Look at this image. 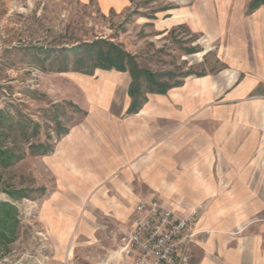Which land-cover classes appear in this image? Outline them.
I'll return each instance as SVG.
<instances>
[{
	"label": "rangeland",
	"instance_id": "1",
	"mask_svg": "<svg viewBox=\"0 0 264 264\" xmlns=\"http://www.w3.org/2000/svg\"><path fill=\"white\" fill-rule=\"evenodd\" d=\"M252 1L0 0V144L1 151L11 156L0 159V204L9 205L0 206V220L5 223L0 226V264H133L119 252L113 221L88 202L82 205L81 213L87 217L80 224L73 215L77 211L57 199L61 192L57 170L62 162H54V168L46 157L68 129L86 117L77 105L79 101L91 104L84 86L96 88L91 78L112 72L75 71L77 57L69 49L85 42L103 39L120 46L140 68L172 86L165 94H156L149 92L146 83L144 104L154 94L175 92L185 100L194 92L205 94L197 103L213 104L215 120L206 114L199 118L200 153L217 154L219 150L211 145L208 150L205 137L211 127L218 131L219 122L225 120L239 127L242 122L255 125V133L246 137L264 155V81L243 73L237 48L245 28L254 27L252 18L258 11L250 9ZM66 65L70 70L63 72ZM123 74L131 85L130 74ZM211 90L213 95H208ZM239 127L228 130L237 142L235 151ZM188 143L186 133L183 148H189ZM41 146L47 148L46 154ZM200 163L208 174L203 167L206 161ZM221 163L213 167L215 173L222 169ZM262 180V190L256 187L259 192L211 194L203 201L204 212L216 206L213 211L218 216L264 219ZM198 229L202 230L199 223ZM204 235L210 232L198 236L182 264H200L204 259L200 247Z\"/></svg>",
	"mask_w": 264,
	"mask_h": 264
},
{
	"label": "crops",
	"instance_id": "2",
	"mask_svg": "<svg viewBox=\"0 0 264 264\" xmlns=\"http://www.w3.org/2000/svg\"><path fill=\"white\" fill-rule=\"evenodd\" d=\"M254 11H258L252 18L254 27L245 28L237 48L243 73L260 82L264 81V8ZM91 80V85L96 81V88L84 86L91 104H77L86 117L70 127L52 153L46 154L54 168V162H62L57 170L61 192L56 197L77 211L73 215L80 224L87 217L81 213L82 205L88 202L100 215L129 225L136 204L152 197L183 215L214 193L260 191L256 187L261 189L263 183L264 165L260 162L264 155L256 150L257 143L246 137L255 133L252 123L242 122L239 127L224 120L218 131L211 127L204 136L207 148L211 145L219 151L203 154L198 145L199 118L206 114L215 120L213 104L197 103L205 94L194 92L187 100L175 92L149 95L147 103L130 112V82L123 73L103 71ZM212 91L208 95H213ZM236 127L241 129L238 151L235 137L228 133ZM186 133L190 134L189 148L182 146ZM203 161L208 174L201 167ZM220 162L222 169L215 173L213 167ZM251 162L258 163L253 166ZM198 193L204 196L189 195ZM214 207L202 213L199 221L202 230L210 232V236H201L205 257L200 264H264V219L218 216Z\"/></svg>",
	"mask_w": 264,
	"mask_h": 264
},
{
	"label": "built area",
	"instance_id": "3",
	"mask_svg": "<svg viewBox=\"0 0 264 264\" xmlns=\"http://www.w3.org/2000/svg\"><path fill=\"white\" fill-rule=\"evenodd\" d=\"M203 204L180 215L155 197L135 206L129 225L114 223L120 254L133 264H179L187 260L190 248L202 233L198 229Z\"/></svg>",
	"mask_w": 264,
	"mask_h": 264
},
{
	"label": "trees",
	"instance_id": "4",
	"mask_svg": "<svg viewBox=\"0 0 264 264\" xmlns=\"http://www.w3.org/2000/svg\"><path fill=\"white\" fill-rule=\"evenodd\" d=\"M261 6H264V0H253L250 4V9L255 10ZM69 51L77 57L75 63L79 68L75 71L81 72L82 74L93 75L96 69L130 74L132 83L129 88V95L133 99L130 112L138 111L144 104L143 101L146 99L144 98L142 89L146 83H148L146 86L149 92L156 94H165L172 87L161 84L153 73L140 68L131 54L109 41L98 39L92 43L85 42L77 48L69 49ZM64 58H66V56H64ZM69 70L70 68L67 65L62 69L63 72ZM0 113H2V110H0ZM41 150L42 154L48 152L47 148L43 146H41ZM5 153L6 152L1 151L0 144V159ZM5 155L7 160L10 159L11 156L8 154ZM0 206L4 208L9 207V205L6 204H0ZM4 225L5 223L0 220L1 228H3Z\"/></svg>",
	"mask_w": 264,
	"mask_h": 264
}]
</instances>
